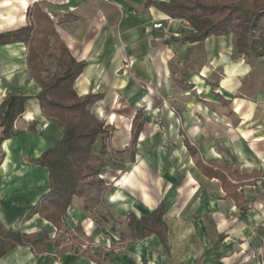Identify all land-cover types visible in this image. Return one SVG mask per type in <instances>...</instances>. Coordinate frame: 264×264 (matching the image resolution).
Segmentation results:
<instances>
[{"label":"crops","instance_id":"obj_1","mask_svg":"<svg viewBox=\"0 0 264 264\" xmlns=\"http://www.w3.org/2000/svg\"><path fill=\"white\" fill-rule=\"evenodd\" d=\"M148 1L0 0V33L27 25L28 9L39 4L71 55L86 62L76 91L103 94L92 112L108 126L94 147L112 158L106 176L104 157L101 167L107 188L92 213L76 197L66 224L80 223L106 264L110 255L112 264H144L143 257L147 264H264V92L248 89L264 80H254L256 68L239 59L255 57L238 53L232 34L188 40L194 29L185 19ZM39 91L26 45H0V104L9 93L32 96L15 121L18 135L2 144L0 218L9 229L55 237L62 232L39 214L25 219L50 185L48 169L34 160L61 137L41 110ZM8 117L0 112V133ZM161 202L170 250L156 234L115 248L131 239L127 215L140 219ZM116 214L127 222L124 238ZM58 252L17 247L0 264H96Z\"/></svg>","mask_w":264,"mask_h":264},{"label":"trees","instance_id":"obj_2","mask_svg":"<svg viewBox=\"0 0 264 264\" xmlns=\"http://www.w3.org/2000/svg\"><path fill=\"white\" fill-rule=\"evenodd\" d=\"M148 4L155 5L171 18L185 19L194 29L186 36L190 41L203 42L211 36L232 34L236 50L241 55H264V0H149ZM27 15V25L0 33V45L15 42L26 45L27 66L40 86L35 97L43 114L57 124L61 137L34 160L48 169L50 185L49 191L27 212L25 219L39 214L62 235L50 237L44 230L24 232L9 229L0 218V258L17 247H29L36 255L52 252L58 258V251H70L89 257L96 264H106V253L93 245L82 225L78 223L72 227L66 224L67 210L76 197L82 199L83 209L92 213L107 188L101 176L104 159L94 147L108 126L92 112L93 105L103 98V94L80 95L76 91L75 81L82 74L86 62L78 61L71 55L56 30L55 22L39 4L32 5ZM71 18L72 14L65 17ZM50 61H53V70L49 67ZM31 97L9 93L0 104V112L9 113L0 134V165L4 159L2 144L6 139L18 135L14 130L15 121L22 115L25 103ZM139 116L137 114L136 118ZM139 129H135L134 140ZM225 170L229 176H234L232 171ZM215 172L219 177L225 176L220 170ZM241 178L246 176L242 175ZM164 215L163 202L140 219L129 213L127 219L131 239L127 242L122 240L115 248L156 234L169 251ZM143 263L147 264L144 257Z\"/></svg>","mask_w":264,"mask_h":264},{"label":"rangeland","instance_id":"obj_3","mask_svg":"<svg viewBox=\"0 0 264 264\" xmlns=\"http://www.w3.org/2000/svg\"><path fill=\"white\" fill-rule=\"evenodd\" d=\"M239 59H240V61L242 63H246L247 62L248 64H251V65H253L256 68V69H254L255 72H254V75L252 76L254 80H256L258 77H261V79L264 80V74H263V72H264V56L263 57L259 56L258 58L255 57V58H249V59L248 58H245L243 56L242 58L239 57ZM52 63H53V61H50V65H49L50 66V69L53 68ZM262 83H264V82H262ZM261 84L256 83L255 81H250V83L248 84V89L253 88V91L254 92H259V91H263L264 92V87H262ZM115 110H117V109H114V112H116ZM120 113H123V108L121 109V112ZM230 113H232V112H230ZM115 114L117 115V113H115ZM118 123H116V124H118ZM158 123H159V125H161V123H162L161 120L158 121ZM158 130H162V126H159L158 127ZM98 143H100V142H98ZM96 149L98 150V148H96ZM103 157L105 158V162H104L105 163V166H104V175L106 176L107 175L106 172H108V171H110L112 169L111 168L112 165H110L111 164L110 163V160H112V158L108 154H104ZM93 215L100 220V217L99 216H97L96 214H93ZM116 217H117V220L114 221V225L115 226H120V228L118 229V230H120L119 231L120 238H124L123 236H127L128 235L127 234V231H125L126 230V226H127V222L124 221L123 217L118 216L117 214H116ZM110 219H112V218H110ZM119 251L120 252H127L126 249L118 250L117 252H119ZM114 253L115 252H112V254H114ZM110 257H112V258H110V259L107 258L109 260L107 262L108 264H112V261L114 259L113 256L110 255Z\"/></svg>","mask_w":264,"mask_h":264},{"label":"built area","instance_id":"obj_4","mask_svg":"<svg viewBox=\"0 0 264 264\" xmlns=\"http://www.w3.org/2000/svg\"><path fill=\"white\" fill-rule=\"evenodd\" d=\"M153 26L155 28L161 29L163 27V23L162 22H156V23L153 24Z\"/></svg>","mask_w":264,"mask_h":264},{"label":"bare ground","instance_id":"obj_5","mask_svg":"<svg viewBox=\"0 0 264 264\" xmlns=\"http://www.w3.org/2000/svg\"><path fill=\"white\" fill-rule=\"evenodd\" d=\"M17 16V15H16ZM20 20V19H19ZM22 20V19H21ZM224 91V90H223Z\"/></svg>","mask_w":264,"mask_h":264}]
</instances>
